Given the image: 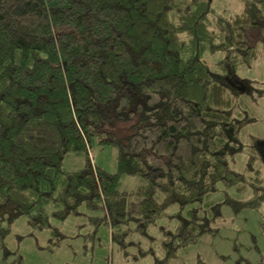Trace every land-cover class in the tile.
Segmentation results:
<instances>
[{
    "label": "trees",
    "instance_id": "trees-1",
    "mask_svg": "<svg viewBox=\"0 0 264 264\" xmlns=\"http://www.w3.org/2000/svg\"><path fill=\"white\" fill-rule=\"evenodd\" d=\"M210 1L0 0V238L25 216L35 231L52 230L53 250L68 235L51 217L84 215V205L95 214L89 221L109 224L124 247L123 236L147 235L178 204L175 228L164 231L166 256L156 258L168 264L180 246L216 232L210 215L222 203L258 209L260 166L251 199L208 197L248 187L232 167L241 121L224 77L264 45V0H245L231 16ZM206 51H223L219 71ZM121 122L130 128L124 135L111 128ZM96 143L117 147V171L93 167ZM71 154L85 164L65 168ZM125 174L144 181L134 201L119 189Z\"/></svg>",
    "mask_w": 264,
    "mask_h": 264
},
{
    "label": "rangeland",
    "instance_id": "rangeland-1",
    "mask_svg": "<svg viewBox=\"0 0 264 264\" xmlns=\"http://www.w3.org/2000/svg\"><path fill=\"white\" fill-rule=\"evenodd\" d=\"M210 2L215 13L226 16L242 12L245 5V0ZM256 51L257 57L250 64L242 63L235 73L224 77L227 85L234 89H229V94L236 104L234 108L232 103L236 119L241 121L237 130L240 149L232 167L246 177L248 187L241 193L233 187L224 192L220 187L208 197L215 202L225 201L227 197L240 201L251 199L253 170L260 166L264 172V45L259 43ZM204 56L210 69L219 71L218 61L224 56L223 51H206ZM111 128L119 135L130 130L127 122L112 124ZM117 154L116 146L97 143L89 152L93 167L97 165L109 172L117 171ZM84 164L85 157L74 154L63 162L69 169ZM143 185L141 177L125 174L120 178L119 189L127 192L134 201ZM79 210L84 215H70L63 220L51 217L54 227L68 235L53 250L47 247L51 229L35 231L27 217L16 219L6 238H0V264H156L157 257L163 259L166 256L162 245L164 231L176 226V220L170 214L180 208L178 204H170L165 214L148 227L147 235L135 230L123 236L124 247L112 240L113 229L109 224L95 227L89 221V216L94 213H89L84 205H80ZM213 216L210 215L211 224L216 232L201 235L194 242L180 246L176 254L167 259L168 264H264V202L258 209L244 207L238 212L232 205L222 203L221 214ZM138 243L144 249L143 256Z\"/></svg>",
    "mask_w": 264,
    "mask_h": 264
},
{
    "label": "crops",
    "instance_id": "crops-1",
    "mask_svg": "<svg viewBox=\"0 0 264 264\" xmlns=\"http://www.w3.org/2000/svg\"><path fill=\"white\" fill-rule=\"evenodd\" d=\"M92 159V158H91Z\"/></svg>",
    "mask_w": 264,
    "mask_h": 264
}]
</instances>
